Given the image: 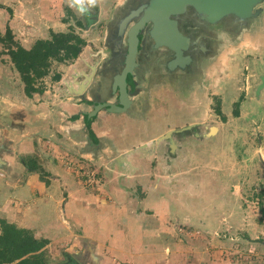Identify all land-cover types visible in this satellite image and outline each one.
Here are the masks:
<instances>
[{
    "label": "crops",
    "instance_id": "obj_1",
    "mask_svg": "<svg viewBox=\"0 0 264 264\" xmlns=\"http://www.w3.org/2000/svg\"><path fill=\"white\" fill-rule=\"evenodd\" d=\"M124 1L117 0L115 7ZM17 10L16 0H0V34L8 27L14 45L29 49L35 40L50 38L51 32H67L52 16L57 12L54 8L35 15L39 19L31 14L20 16ZM57 13L61 14L60 9ZM30 16L36 18L37 25L26 20ZM90 16L96 21L89 27L84 25V33L98 22L97 15L86 18ZM250 29L256 32L248 36ZM261 29L264 10L247 28L211 29L208 36L215 51L201 58L199 74L179 68L167 72L163 67L166 58L160 54L158 59L152 57L142 63L137 59L128 82L129 106L120 112L102 108L94 116L88 115V127L85 115L96 102L117 103V92L111 88L115 67L110 74L100 71L106 55L103 45L87 43L72 61L59 64L57 80L49 71L39 78L44 87L30 96L24 93L20 76L1 45L0 83L14 86L15 91H0V132L12 131L11 138L0 142V219L47 242L54 241L55 236L64 242H82V254L87 252L88 258L99 260L100 243L127 247L132 228L142 217L153 216V211L165 214L177 210L185 199L189 200L185 207L197 200L209 206L210 202L201 198L211 192L210 180L215 173L206 167L195 171L194 162L199 160V147L213 143L215 138V132H209L213 127L204 123L210 116L205 107L210 103V78L215 83L217 79L220 89L211 93L220 94L222 107L226 100L233 104L246 96L251 78H241L239 87L232 73H222L226 69L223 62H229L233 52L240 53L242 59V53L247 52L250 61L243 64L258 71L259 61L264 63ZM31 34L45 37L34 40ZM216 65L220 73L211 70ZM235 68L238 75L240 67ZM5 109L17 121L9 125L4 119ZM85 170H94L91 178L99 179L98 183L85 184L91 182ZM225 190L219 189V195L227 196L229 191ZM199 214H192L198 223L205 217L202 214L199 218ZM94 244H98L96 250ZM141 257L131 263L142 264L145 256ZM151 257L145 264L153 263L154 254Z\"/></svg>",
    "mask_w": 264,
    "mask_h": 264
},
{
    "label": "rangeland",
    "instance_id": "obj_2",
    "mask_svg": "<svg viewBox=\"0 0 264 264\" xmlns=\"http://www.w3.org/2000/svg\"><path fill=\"white\" fill-rule=\"evenodd\" d=\"M116 1L95 0V6L88 15H97L98 22L87 33L81 31L84 25L89 27L96 20L91 16L90 18L82 17L74 8L69 7V0H16V5L20 16H28V14L35 16L38 13L44 15L48 8L52 10L54 8V11L57 10V12L60 9V15L55 12L52 16L58 18V21L64 25L65 31L68 32L71 29L84 40L81 51L87 43L91 45L93 43L95 46L103 45V49L107 51L106 36L103 35V32L107 31V26H111L108 24L113 23L112 19L116 20V16H120L125 9H121L122 6H125L124 4H120L116 8ZM260 5L264 10V0ZM36 18L34 20L32 17H27L26 20L30 21V25H37ZM42 21L43 19H41ZM77 21L81 23V26ZM251 21L252 19L248 22L247 27L251 25ZM231 30H233L232 27ZM255 32L256 30L250 29L246 34L250 36ZM42 36L45 37L44 34H31L34 40ZM202 44L215 51L209 40H205ZM1 45L4 48L6 42H0V55ZM242 54L245 56L243 59L239 56L240 53L233 52L229 57L230 61L223 62L226 69H223L222 73H232L235 76L234 79H237L236 83L239 87H242L241 78L249 76L252 83L247 88L249 92L246 96H240L238 101L233 104H230V99L226 100V105L222 107L220 94L211 93L213 90L219 91L220 89L217 79L215 78V83L212 77L210 78L208 89L210 93L207 94L210 103L209 107H207L208 104L205 105L210 116L204 123L207 127H213L209 132L211 134L215 132L212 136L215 138L213 143H205L199 147L200 153L196 155L199 156V160L194 162L195 171L206 167L215 173V176L210 180L211 192L204 194L201 198H204V201L208 200L210 205L205 207L203 201L197 200L190 203V207H185L186 202L189 201L185 199L184 202L178 203L181 207L177 210H167L165 214L153 211V216L142 217L138 220L140 223L132 228L131 238L126 242L127 247L118 249L114 246L113 248L109 242L104 241L99 244L100 246L94 244V250L98 245L100 255L102 252V258L99 260H91L88 258L87 252L82 254L84 250L82 242H64L55 236L54 241L47 242L45 244L47 248L41 250L47 264H132L131 262L135 259L142 260L141 256H145V260L142 262L145 264V261L147 263L152 260V254H154L152 264H264V89L262 92L260 90L263 83L262 78H264V63L261 62V59L259 70L256 71L254 66L243 64L250 61V56L247 52ZM200 60L196 65L202 73ZM70 61L72 59L62 62L52 59L48 68L49 72L53 73L52 75L56 74V71L60 69V63ZM237 66L240 67L238 75L235 71ZM211 70L220 73L218 65ZM35 85L40 89L44 87L41 80L36 81ZM11 89L15 91L14 86L0 83V91L5 92ZM4 113V119H7L9 125L17 121L9 117V109H5ZM10 119L12 120L10 121ZM205 131L207 132L208 128ZM11 134V129L5 134L0 132L2 138L0 142L7 141L11 138ZM202 158H204V162ZM84 173L87 174L86 179H91V182L85 184L95 185L98 183L99 179L91 178L96 173L94 170H85ZM222 188L229 191L225 197L224 193L219 195V189ZM193 212H199V218L203 214L204 219L198 223L199 220L198 218L194 219ZM135 237L138 240L133 239ZM132 247L136 248L135 252L131 250ZM11 254L12 251L7 252V255ZM78 254L81 255L77 256ZM157 254L159 257L156 256Z\"/></svg>",
    "mask_w": 264,
    "mask_h": 264
},
{
    "label": "water",
    "instance_id": "obj_3",
    "mask_svg": "<svg viewBox=\"0 0 264 264\" xmlns=\"http://www.w3.org/2000/svg\"><path fill=\"white\" fill-rule=\"evenodd\" d=\"M262 2L263 0H148L137 19H132L131 12L119 23L118 35L125 53L121 67L111 75V88L117 92V103L96 102L87 115L94 116L102 108L109 112H120L129 106L131 100L127 78L132 80V71L137 65L136 57L140 49V36L147 26L150 27L148 33L154 46L172 51L176 58L169 62V67L175 66L177 59L179 67H184L191 59L188 54L183 53L188 48L190 39L179 30L176 18L191 9L199 19L210 25H215L228 16L242 20L258 16L262 11Z\"/></svg>",
    "mask_w": 264,
    "mask_h": 264
},
{
    "label": "trees",
    "instance_id": "obj_4",
    "mask_svg": "<svg viewBox=\"0 0 264 264\" xmlns=\"http://www.w3.org/2000/svg\"><path fill=\"white\" fill-rule=\"evenodd\" d=\"M77 23L81 26L79 21ZM0 42H6L5 53L19 73L27 96L38 90L35 82L48 74L52 59L60 62L73 59L84 45V40L71 29L68 32H51L50 38L37 39L31 48L25 49L13 44L11 31L7 27L4 35L0 34ZM59 77L58 73L52 76L54 80ZM127 81L130 82V77ZM216 111L219 112L218 109ZM90 118L85 115L86 127L89 126ZM0 224V264H47L41 253L47 243L45 239L34 238L27 230L16 228L4 220ZM11 251L12 254L7 255Z\"/></svg>",
    "mask_w": 264,
    "mask_h": 264
},
{
    "label": "flooded vegetation",
    "instance_id": "obj_5",
    "mask_svg": "<svg viewBox=\"0 0 264 264\" xmlns=\"http://www.w3.org/2000/svg\"><path fill=\"white\" fill-rule=\"evenodd\" d=\"M147 1L148 0H125L122 3L125 6L121 7V9L125 8L123 9L122 14L120 16L117 15V18L115 17L116 20L112 19L113 23L108 24L111 26L106 27L107 31L105 33V46L107 48V51L106 55L104 56V61L101 65V73L109 72L110 74V70L113 71L112 66L115 67V71L121 67L125 48L124 45H121V37L120 35H118L119 23L121 22L123 17L131 12H133L132 19H137L141 15L142 8L147 3ZM256 17L241 20L236 19L234 16H228L222 19L217 24L210 25L199 19L198 16L193 12V10L190 9L183 15H180L178 18H176L179 30L190 39L188 48L183 52L185 55L188 54L190 56L191 59L189 63L185 64L184 67H179V61L177 59V61L174 62L175 66L169 67V62L171 63V61L173 59L175 60L176 58L173 56L172 51H169L164 47L156 48L154 46V42L148 33L150 29V27L148 26L144 29V31H142V35L140 36V49L136 57V61L137 59H139V61L142 63L150 60L152 57H157L158 59V55L160 54V56L166 58L163 67L167 72H173L175 68H179L183 69L184 71L187 70L189 73L195 72V74H199L200 71L198 69V66L196 65L197 62L203 56L214 52V50L211 51L209 47L202 44L205 42V40H209L210 44L212 45L213 41L208 36L211 32V29L217 26H221L228 30L231 29V27L236 31L241 30L247 27L250 19H254ZM124 41L125 38L123 42ZM201 46L203 47V49H201ZM139 65V67H141L140 63Z\"/></svg>",
    "mask_w": 264,
    "mask_h": 264
},
{
    "label": "clouds",
    "instance_id": "obj_6",
    "mask_svg": "<svg viewBox=\"0 0 264 264\" xmlns=\"http://www.w3.org/2000/svg\"><path fill=\"white\" fill-rule=\"evenodd\" d=\"M95 6V0H69V7L74 8L80 15L86 16Z\"/></svg>",
    "mask_w": 264,
    "mask_h": 264
}]
</instances>
